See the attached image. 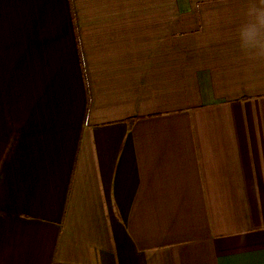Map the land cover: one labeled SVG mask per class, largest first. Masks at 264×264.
Instances as JSON below:
<instances>
[{"label": "crops", "instance_id": "1", "mask_svg": "<svg viewBox=\"0 0 264 264\" xmlns=\"http://www.w3.org/2000/svg\"><path fill=\"white\" fill-rule=\"evenodd\" d=\"M249 2L0 0V264H264Z\"/></svg>", "mask_w": 264, "mask_h": 264}, {"label": "clouds", "instance_id": "2", "mask_svg": "<svg viewBox=\"0 0 264 264\" xmlns=\"http://www.w3.org/2000/svg\"><path fill=\"white\" fill-rule=\"evenodd\" d=\"M246 19L236 32L240 50L254 61H264V0H250Z\"/></svg>", "mask_w": 264, "mask_h": 264}, {"label": "rangeland", "instance_id": "3", "mask_svg": "<svg viewBox=\"0 0 264 264\" xmlns=\"http://www.w3.org/2000/svg\"><path fill=\"white\" fill-rule=\"evenodd\" d=\"M185 20H187V19H179V22H181V21H185ZM189 20V19H188ZM184 26V25H183Z\"/></svg>", "mask_w": 264, "mask_h": 264}]
</instances>
